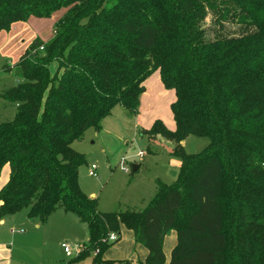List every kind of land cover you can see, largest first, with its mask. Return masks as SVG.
Masks as SVG:
<instances>
[{
  "label": "trees",
  "instance_id": "obj_1",
  "mask_svg": "<svg viewBox=\"0 0 264 264\" xmlns=\"http://www.w3.org/2000/svg\"><path fill=\"white\" fill-rule=\"evenodd\" d=\"M61 10L52 38L14 65L21 81L0 94L16 107L0 123V172L10 170L0 220L76 216L88 240L70 264H111L102 255L120 226L146 249L144 264H165L172 231L168 264H264V0H0V32ZM155 72L174 92L175 129L155 121L141 135L173 143L177 177L155 180L142 210L100 212L80 189L85 159L72 144L116 106L136 115ZM188 137L208 144L187 154Z\"/></svg>",
  "mask_w": 264,
  "mask_h": 264
},
{
  "label": "rangeland",
  "instance_id": "obj_2",
  "mask_svg": "<svg viewBox=\"0 0 264 264\" xmlns=\"http://www.w3.org/2000/svg\"><path fill=\"white\" fill-rule=\"evenodd\" d=\"M64 12L65 10L58 11L48 19L31 18L24 23L13 25L9 31L0 32V94L21 81L14 65L34 41L47 42L51 39L55 23ZM205 26L213 27L210 15L205 20ZM6 66L9 71L3 70ZM160 85L157 73L153 74L143 85L145 91L140 97L136 115L118 107L102 120L98 131L89 129L81 139L72 144L73 150L85 159V164L79 170L80 189L86 196L97 200L100 212L142 210L153 197L154 179L158 178L167 185L171 183L169 177L173 170V159L167 152L172 153L173 143L162 137L141 135L142 130L148 129L155 121H160L167 130L173 131L170 105L175 96L172 91L163 89ZM15 112L14 104L0 99V123L11 121ZM207 144L206 139L188 137L184 151L187 154H196ZM140 152L144 153L142 158L139 157ZM91 166L96 168L95 177L88 174ZM133 166L139 167L136 173L131 172ZM25 212L22 211L14 219H7L5 226L0 227V230H18L22 232L23 237L31 236L30 238L46 244L44 247L42 244L40 247L32 245L31 250L24 249L21 253H16V258L20 256L32 264L30 260H34L37 255H46L51 261L49 264H68L76 255L73 253L71 258H67L61 248L62 244L73 245L78 242L82 251L87 247L85 225L79 223L74 215L58 209L49 216L38 233L33 224L24 223L22 216ZM122 229L125 228L120 226L121 232ZM19 236L17 234L16 238H20ZM109 254L110 251L105 255ZM88 259L73 264H89Z\"/></svg>",
  "mask_w": 264,
  "mask_h": 264
},
{
  "label": "crops",
  "instance_id": "obj_3",
  "mask_svg": "<svg viewBox=\"0 0 264 264\" xmlns=\"http://www.w3.org/2000/svg\"><path fill=\"white\" fill-rule=\"evenodd\" d=\"M155 73H157V75L159 77V73L158 72H155ZM152 76H153V74H152ZM146 81H145V83H146ZM159 81H160V77H159ZM160 83H161V81H160ZM161 85H162V83H161ZM161 87H163V85ZM163 89H164V87H163ZM118 107H120V106H116V107H114V109H118ZM150 127L148 129L142 130V132L149 130ZM174 129H175V125H174V128L171 130L174 131ZM185 140L181 143L183 148L185 145ZM167 155L170 156L171 159H173V160H171L173 170L171 171L170 177H169L171 180L170 182L173 183L177 177V173H178L180 163L177 159L171 157V152H167ZM136 167H138V166H136ZM138 170H139V167H138ZM9 172H10L9 166L5 165L0 172V190L8 182ZM155 180H160V179H158V178L154 179L153 183ZM154 192H155V186H154ZM153 195H154V193H153ZM91 198H94V197H91ZM21 212L17 213L16 215H14L12 217H8V218H4V219L0 220V227L5 226L7 219L8 220L14 219L18 215H20ZM22 219H23L25 224H27V223L33 224V228L36 231H38V233L41 231V227L43 224H40L37 220L28 219L26 212L22 216ZM79 223H81V222H79ZM84 231L86 234L85 243H87L88 236H87L86 226H85ZM17 234L20 235L19 236L20 238H18L19 240L16 238ZM30 237L31 236L23 237L22 232H20L18 230H9L8 232H3V230H0V264H30L29 260L26 261L20 256L16 258L15 254L21 253L22 250H24V249L31 250V248L33 247L32 245H36V246L39 245V247H40V244H42L44 247V245L46 244L45 242H41L40 240L37 241L36 239L30 238ZM119 240H118L119 241L118 244H113L108 250H106L104 252V254L102 255L103 261L128 262V264H144V261H145L146 256H147V251L144 247L135 243L134 237H133V234L131 231H128L127 229H122V232H121V230H120V239ZM77 243L78 242H75L74 244H77ZM175 243H176V234H175V232L172 231L164 239L163 253H164V258H165V264H168V262H169L170 253H171V250L173 249V247L175 246ZM42 249H44V248H42ZM108 251H110V254L105 255ZM75 257H77V255ZM67 258H71V257H67ZM30 261L32 262V264H49V263H51V261L46 257V255L45 256L37 255V257L34 260L31 259ZM88 261H89V264H91V258H89ZM70 262H71V260L68 262V264H70Z\"/></svg>",
  "mask_w": 264,
  "mask_h": 264
},
{
  "label": "built area",
  "instance_id": "obj_4",
  "mask_svg": "<svg viewBox=\"0 0 264 264\" xmlns=\"http://www.w3.org/2000/svg\"><path fill=\"white\" fill-rule=\"evenodd\" d=\"M40 50H42V48H40ZM144 156V153L140 152L139 153V157L142 158ZM89 176L91 177H95L96 176V168L95 166H91L90 170H89ZM118 240V236L114 233L110 234L108 237V242L109 243H114ZM61 248L63 249V252L65 254L66 257H72L73 253L75 255H78L82 252V246H80L79 244H73V245H69V244H62ZM97 253V251H95L94 255Z\"/></svg>",
  "mask_w": 264,
  "mask_h": 264
},
{
  "label": "water",
  "instance_id": "obj_5",
  "mask_svg": "<svg viewBox=\"0 0 264 264\" xmlns=\"http://www.w3.org/2000/svg\"><path fill=\"white\" fill-rule=\"evenodd\" d=\"M137 170H138V167H136V166H133V167H132V171H131V172H132V173H136V172H137Z\"/></svg>",
  "mask_w": 264,
  "mask_h": 264
}]
</instances>
